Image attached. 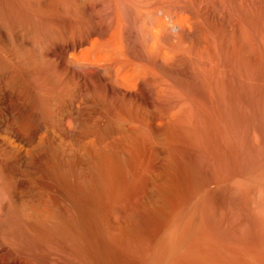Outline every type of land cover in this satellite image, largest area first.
Segmentation results:
<instances>
[{"label":"rangeland","instance_id":"1","mask_svg":"<svg viewBox=\"0 0 264 264\" xmlns=\"http://www.w3.org/2000/svg\"><path fill=\"white\" fill-rule=\"evenodd\" d=\"M97 1L72 0L71 2V0H57L56 2V0H0V8L3 7L0 9V20H8L9 23L11 19L15 18V21H22V28H24L23 24H29V29H23L24 35L37 36L35 31L32 30L33 28L30 25L31 22L35 20V22L41 26V23L45 18L56 19V16L58 15L61 17L60 14L56 15L59 12V9L57 8H59V5L61 4L67 5L69 8L67 6L65 7L70 9V11H76L74 15H76L77 19L83 18L85 20L90 18L91 13H94L95 10L97 11L98 9V12L103 13L105 9L107 10L110 8L111 4H114L112 2L113 0ZM114 1L115 3H119H116L119 7L124 6L125 10L128 9V12L126 11V21H130L129 23L127 22L130 28L133 27L138 30H135L137 35L134 33L135 31H133V36L135 37L136 35V38L140 39L142 35H138L142 34L143 30L139 28H142L144 23L140 19L146 18L142 12L144 8L133 2H131V4L129 0V2H125V0ZM238 1L243 2L242 4H248L250 2V0ZM255 1L258 4L263 3H259L261 0ZM3 4L4 6H2ZM133 9L136 10L134 11ZM137 11H141V13H138ZM137 16H139L140 19L135 18ZM62 18L63 17L60 19ZM136 19L138 23L142 21V27H140V23L138 24ZM254 19L256 21L254 22V20H252V24L255 23L253 25L254 29L255 25H258L256 26L257 30L261 29V32L264 33V18L262 17L259 20H257V18ZM14 20H11L10 23L12 24ZM260 20H262L263 24L262 22H259ZM259 24H262L263 27ZM250 28L251 27L248 28L249 32L251 31ZM43 29L44 28H42V30ZM140 30L141 32H139ZM46 31L47 30H43L44 34L47 35L50 33L49 31H47L48 33ZM58 33L59 32H56V36H61V31L60 34ZM183 57H178V63L180 65H185V63L189 62V59L192 58V56L191 58L188 56ZM221 57L223 58L222 55ZM259 57L260 61L258 57L255 59L254 57H248L249 60L244 57L245 60L243 59L245 65H247L248 71L253 73L250 75L256 76L255 80L252 79L254 77H251L249 78L250 80H248L247 78L250 77L249 74V76L244 74L243 76L242 73L244 72L238 64L235 65L236 67H234V69L236 68L235 72L239 69L241 70V77L238 72V74H235L238 75V77L235 76L233 79L234 81L231 80V83H229L230 80L223 79V82L226 81L223 84L225 86H228L229 84L234 86L233 88H235V90L233 91L236 93V95L229 94L230 102L228 101L229 107L227 108H232V111L227 109L229 114H231L230 112L234 114L235 111H238L236 108H240L242 111H239L242 114H244V112L248 113L250 110L251 111L248 114H260V112L261 114H264V108H262L264 107V84L262 83L264 81V75L262 76L264 73L263 63L261 66V62L264 58L263 56ZM251 59H254L255 61ZM191 60L192 62L194 61V63L197 61L194 57ZM176 61L177 59L174 60V62ZM174 62L173 64H175ZM47 63H45L43 70L37 68L38 70L36 69L35 73H30L34 78L28 73V75H30L28 76L30 79V86L28 85L27 88H29V90L27 89V91L30 93V90L33 88L32 82L37 84L36 80H38L39 83L37 84V89L35 87L33 89L38 93L37 96L39 97L37 101L38 103L41 102L39 104L43 111H41L43 116L47 117L46 120L50 122L49 117L55 113L56 128H54L56 129V159L54 162V171L56 176L53 178L47 176L41 178L37 177L38 179L35 177L33 179V177H31L26 183H9V188H16L15 190L17 191L14 199L8 201L10 207H5L2 203L3 200H0V240L8 244L9 248L11 246L10 251H4L2 256L4 259H8L5 260L9 261V264H264V237L251 232L250 226H247V224L245 225V222H243L245 220V210L244 213L243 211L239 212L238 210L241 214L240 216L238 212H235L236 210L234 208L233 211L235 210L234 212L236 214L233 212L234 218H232L233 216L231 217V219H233L230 220L232 226H226L225 221H228L229 217L226 216L228 215L225 210L226 208H223L224 200L223 198H220L221 201H218L219 198L214 195L210 187L207 188L208 185L205 186L207 189L204 188L205 192H203L201 206L199 205V210L203 208L199 213L202 215H200L201 221L199 220L198 222L199 227H194V232L191 238L192 240L189 244L187 245V242H185L186 238L184 239L185 230L183 222V209L185 202L183 140H186L185 138H187L190 133L193 134L194 132V134L197 133L196 135H201L203 139L200 138L204 145L208 146V148L209 145L211 146L209 148L211 150V165L207 166V168L204 163L203 166L204 160H202L201 171H204L205 173H200L206 175L201 176L202 178H209L214 175L220 176V174L229 173L236 168L232 157L221 150L222 147L219 142L215 139L213 140L214 135H212L213 138L210 135L213 141L208 137L210 134H208V132H210L212 128L211 125L208 124L209 120L207 119L209 118L207 117L212 116L215 112H213L214 110H212L205 101L206 99L202 92L203 89L201 88V85H199L200 87L198 86V82V84H196L195 80L192 79V77L190 78V76L185 78V81L183 80L184 76L182 75H180L179 78L177 77L179 82L175 79L176 83L183 84L184 87L179 88L178 84H175L176 88H172V90L174 89L173 92L175 91L174 93L176 95H173L172 91H170L171 94L169 95L176 97V99L179 96L178 100H181L177 102L175 106H172L173 108L169 109V112H171L169 113V119L167 122H164L160 117V119L156 117L159 120L155 118L154 126L159 128V133H157L151 130L149 126L140 127L143 125L138 119L141 116L143 117V115L146 116V113H155L160 107L159 109L155 108L153 107L154 104H152L153 106L151 105L152 108L149 105L144 106L143 108V104L140 105V107H138L139 105L131 104L129 107V105H127L128 103H122L124 106L122 109H126V115L122 114L126 118H123L121 110L119 109L121 106H119L114 100L108 99L106 96L104 98L102 94H100V98L94 97L93 95V100L78 103L77 98H79L78 95H80V91L78 86H76L77 84L69 83L70 81H68L66 83L71 87L68 88L65 83L67 79L58 72L57 64L56 88H53L50 82L48 83L45 81L44 72L46 71L44 70H47L50 66L48 61ZM196 63L197 65L202 66L198 61ZM196 63V69H199V66H197ZM252 63H254L255 66L252 65ZM256 65H258V68ZM259 67H261L263 71H260ZM244 78L249 83L252 80L251 84L254 85L250 86ZM31 80L33 81L31 82ZM258 80H260L259 83H256ZM241 82L245 83V85ZM261 84L263 86H261ZM240 85L246 87L243 88V86L241 87ZM248 85L249 90L246 89ZM199 89L202 90L200 91ZM250 89H252V91L255 90L257 95L255 92H250ZM87 92L91 95V91ZM251 94H254V96L256 95V99L253 95L250 97ZM171 96H167L168 98H166V100L168 99V101H171ZM236 96H238V98H236ZM248 98L252 100H249ZM239 102H246V104H240ZM252 102L256 105L258 104L257 107L255 106L257 109L250 107V105L254 104ZM233 103H237V105ZM158 105L159 104L156 103L155 106L158 107ZM259 106L261 107V109L259 108L260 110L258 109ZM114 109H116V111ZM257 110L260 112L258 113ZM144 112L145 114H143ZM172 112L176 113L171 114ZM137 116L140 117L137 118ZM68 118L75 119L76 130L73 131L74 133L65 130L63 127V123ZM48 124L51 125V122ZM204 135L206 136L204 137ZM208 140H210V143ZM205 141L207 143H205ZM212 146L215 147L212 148ZM72 152L73 154L76 152L75 155H71ZM87 152L90 154L94 153L96 158L87 156L84 158V166L80 165L79 162L81 159L79 160L78 156L82 158L81 156L83 154L87 155ZM46 166L49 167V165ZM49 168L47 170L50 171L51 169ZM76 168L78 170L77 173ZM219 169L223 173H221ZM84 172H87V174H85L86 176L83 174ZM205 178H203V180H205ZM256 189L257 192L259 188L257 187ZM247 199V202L252 204V197L249 196ZM238 216H240V219ZM213 218L215 219L213 220ZM239 222L242 223H240L241 227ZM237 223L239 225H237ZM238 226L242 231L245 230L243 239H236V237H238L236 236L238 231H235V229H238ZM25 228H28V231L31 230L29 231L30 233H28ZM170 229L173 231L171 234ZM233 231L235 234H232ZM227 234H231L230 236L232 237L229 238ZM245 237H247V239ZM248 240L249 243L247 242ZM226 243L230 245L228 246ZM250 256L252 259H255L252 260Z\"/></svg>","mask_w":264,"mask_h":264},{"label":"bare ground","instance_id":"2","mask_svg":"<svg viewBox=\"0 0 264 264\" xmlns=\"http://www.w3.org/2000/svg\"><path fill=\"white\" fill-rule=\"evenodd\" d=\"M129 1L130 3L133 2L134 4H139L140 7L144 8L142 12L144 17L146 18L141 17L142 19H140V14L139 16L135 17L144 22L143 25L141 23L142 21L139 22V24L136 19L140 27L143 26L142 28H139L143 30L142 34L138 35H142L140 39L136 38V31L138 30L134 29L133 27L130 28L128 26V23L130 22L126 21V13L128 12V9L125 10L124 6L122 7L121 5V7H119V3L116 2L118 3L116 4L114 0L112 1L114 4H111V2L109 1L111 6L110 8L108 7L109 9H105L103 13L98 12V9L97 11L95 10L94 13L90 12V18H88L87 20L83 18L81 19L79 17L78 18L81 20L77 19L76 15H74L76 11H70L67 5L61 4L59 5L60 7L57 8L59 9L58 11L60 13L56 11L58 12L56 15L60 14V16L63 17L62 19H60L61 17H59V15L56 16V19L45 18L44 21L42 20L43 22L41 23V26L37 24L35 20L32 22L30 21V25L33 28L32 30L35 31L37 36L24 35L23 29H29L28 23L30 22L27 23L28 25L23 24L24 28H22V21H15V18L11 19L12 21L14 20L12 24L10 23L11 20L9 21L10 24L8 23V20H0V200H3L2 203L5 207H10L8 201L14 199L15 194L17 193V191L15 190L16 188H9V185L11 183H26L31 177H33L34 179V177L41 178L47 176L53 178L54 176H56L54 171V162L56 159L55 113H52L53 115L49 117L51 125L48 124L50 122L46 120L47 117L43 116V111L40 108L39 103L41 102L38 103L37 101L39 97L37 96L38 93L35 89H33L34 87L36 88L38 86V80H36L37 84L32 82L33 80H31V82L33 83V85L32 83L31 85L33 86V88L30 90V93L27 91V89L29 90V88L27 87L30 84V79L28 78V76H30V73L32 72L35 73V70L37 68L39 70H43L47 61L50 63V66L47 68V70H44L47 72H44L45 81L48 83L50 82L53 88H56L57 64L59 70L58 72H60V74L67 79L65 83L70 81L69 83L77 84L76 86H78L80 91V95H78L79 98H77L78 103L93 100V95L94 97L100 98V94H102L104 98L106 96L108 99L114 100L119 104V106H121L119 108L121 110V115H126V109H122L124 108L122 103H128L127 105H129V107L131 104H135L137 106L139 105L138 107L143 104V108L144 106H151L152 104H154V106H152L155 108L159 109L160 107V109L158 111L156 110L155 113H146V116L143 115V117L141 116V114V117L137 116V118L140 117L138 120L143 125L140 127L149 126L151 130L157 133H159V128L154 126L155 118L160 117L162 120H164V122H167L169 119V113L171 112H169V109L173 108L172 106H175L176 103L181 100H178V95L177 99L176 97L169 95L171 94L170 91H172L173 95L175 94V91L173 92V90L176 88L175 84H178L179 88L184 87L183 84L176 83L175 79L177 80V77L179 78L180 75L184 76L183 80L190 76V78L192 77V79L195 80L196 84L199 83L198 86L201 85V88L203 89V95L206 99L205 101L210 106V108L214 110L213 112H215L213 113V115L211 113L212 116L207 117L209 118L207 119L209 120L208 124H210L212 128L210 132L207 131L208 134L210 133L209 135H207L210 140H212L211 137L213 138L212 135H214L213 140L215 139L217 142H219L222 147L221 150H223L225 154H228L232 157L233 161L235 162L236 168L229 173H223L219 169L221 173H223L222 175H214L209 178L203 177L205 178V180H203L201 176L205 175V172L201 171V164L202 160H204L203 166L204 163L206 167L211 165V150L209 149L211 146L209 145L208 148V146L204 145L201 141V135H196L197 133L194 134V132L193 134L190 133L189 135H192H188V137L185 138L186 140H183V178H185L183 222L185 230L184 239L186 238L185 242H187L188 245L192 240L191 238L194 232V227L198 226V222L200 220V217L202 216L199 213L203 208L199 210V205L201 206L202 196L203 192H205L204 188H206V185H208L207 188L210 187L214 195L219 198L218 201H221L222 198L224 200H222L224 205L223 208H226L225 210L228 214L226 216L229 217V220L225 221L226 226H232L230 220H233L231 219V217L233 216V212L235 210L236 213L238 212V210L239 212L243 211L244 213L245 210V220L243 221L245 222V225L247 224V226H250L251 232L264 237V114H261V112L258 110L257 111L258 113L260 112V114H248L250 113V110L248 111V113L244 112V114L248 115H244L239 111L241 110L240 108H236L239 113L238 111H235L236 113L234 112V114H232V112L229 111L231 113L229 114L228 110L230 108H227L229 107L228 104L230 102L229 94L236 95V93H234L233 91L235 90V88H233L234 86H232L231 84L228 85V83V86H225L223 84L226 82H223V79L230 80L229 83H231V80H233L235 76L238 77V75L235 74H238V72L240 73L241 70L244 72L242 73V75L244 74L246 76H249L250 74H253L252 72L250 73L248 71L247 65H245V62L243 61L244 57L247 58V60H249L248 57H254V59L258 57L259 59V56H263L264 58V33L261 32L262 30L260 28V30H257L256 26L258 25H255L254 29L253 25L255 23L252 24V20L256 22L254 18H257V20L262 17L264 18V0L259 1V3L263 2L262 4H258L255 0V2L250 0L249 3L247 2L248 4H242L243 2H240L238 0ZM129 1L125 0V2ZM2 6H4V4ZM65 6H67L68 8ZM138 13H141V11ZM259 22H262V20H260ZM248 26L251 27L250 32L248 31ZM42 28H44L43 30H47L50 33L46 31L48 34H44ZM133 31H135V37L133 36ZM56 32H59L58 34H60L61 36H56ZM139 32H141V30ZM221 55L223 56V58L221 57ZM180 56H188L189 58H191L192 56L191 59H193L194 57V59L202 64V66L197 65L196 61V65L199 66V69H196L197 67L195 66L194 61L192 62V60L189 58L188 59L192 63L187 60L189 62L185 63V65H180L178 63V57ZM175 59H177L176 62H174ZM263 61L261 62V66L262 63L264 65ZM173 62L175 64H173ZM237 64L239 65L241 70L239 69L235 72L236 68L234 69V67H236L235 65ZM252 65H254V63H252ZM256 66L258 68V65ZM259 70H262L261 67H259ZM28 73L30 75H28ZM263 75L264 73L262 74V76ZM31 76L34 78L33 75ZM251 77H254L252 79L255 80L256 76L250 75V77H248L247 79L250 80L249 78ZM178 80L177 82H179ZM206 81L209 83H207ZM251 81L249 83L246 80V82L249 83L250 86L254 85L251 84ZM259 81L260 80L256 81V83H259ZM262 83L264 84V81ZM242 84L245 85V83ZM244 85H242L243 88L246 87H244ZM66 86L68 88H71L68 83H66ZM261 86L263 85L261 84ZM248 87L249 85L246 89L249 90ZM172 88L174 89L172 90ZM256 88L254 89L257 90ZM250 90V92H255V90ZM87 91H91V95H89L90 93L88 94ZM252 95L254 96V94H251L250 97ZM167 96H171V98L174 99L168 101V99L166 100V98H168ZM236 98H238V96H236ZM156 103L159 104L158 107L155 106ZM233 104L237 105V103ZM242 104H246V102ZM254 104L250 105V107H254L255 109H257L256 107L258 104ZM259 108L261 109L260 106L258 107V109ZM114 110L116 111V109ZM173 113L175 114L176 112H172L171 114ZM143 114H145V112ZM123 118L126 117L123 116ZM63 127L65 128V130L73 132L74 130H76L75 119L68 118L63 123ZM205 136L206 135H204V137ZM210 140H208L209 143ZM205 143L207 142L205 141ZM213 147L215 146H212V148ZM75 153L73 154L72 152L71 155H75ZM87 156L96 158V155L94 153L90 154L87 152V155L83 154L81 156L82 158L78 156L79 160L81 159V161L79 162L80 165L84 166V158ZM46 165H49L50 168ZM48 168L51 170H47ZM77 171L78 170L76 168V173ZM200 172H204L203 175ZM83 174L85 175L87 174V172H84ZM257 187L259 188V192L257 191L258 193L256 192ZM249 196H251L253 199V202H251L252 204H249L247 202V198ZM234 208L235 210L233 211ZM239 215L241 216L240 213ZM240 216H238V218ZM215 218H213V220ZM232 218H234V216ZM240 223L241 222H239V224ZM239 224L237 223V225ZM240 227L238 226V229H235V231H238V234L236 235L238 237H236V239H243V236L245 235V230L242 231ZM29 231L27 230L28 233H30ZM171 232H173L172 229H170V234ZM232 234H235L234 231ZM230 235H228L229 238L232 237ZM245 238L247 239V237ZM247 242L249 243V240ZM10 249L11 246L9 248L8 244L0 240V264H9V261L5 260L7 258H3L2 253L4 251H10ZM250 258L252 259L251 256Z\"/></svg>","mask_w":264,"mask_h":264}]
</instances>
